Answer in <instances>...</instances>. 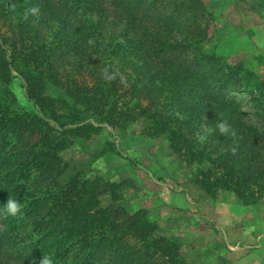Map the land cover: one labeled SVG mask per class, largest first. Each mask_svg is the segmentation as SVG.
<instances>
[{
  "label": "trees",
  "instance_id": "1",
  "mask_svg": "<svg viewBox=\"0 0 264 264\" xmlns=\"http://www.w3.org/2000/svg\"><path fill=\"white\" fill-rule=\"evenodd\" d=\"M211 25L202 0H0V206L15 198L23 212L0 214V264H189L181 242L128 203L127 182L72 164L76 141L101 126L165 143L211 200L257 202L264 90L239 58L205 49ZM15 76L38 113L19 108Z\"/></svg>",
  "mask_w": 264,
  "mask_h": 264
},
{
  "label": "rangeland",
  "instance_id": "2",
  "mask_svg": "<svg viewBox=\"0 0 264 264\" xmlns=\"http://www.w3.org/2000/svg\"><path fill=\"white\" fill-rule=\"evenodd\" d=\"M202 2L212 15L205 49L239 58L264 90V0ZM8 88L19 108L38 113L18 76ZM238 97L251 122L259 124L249 96ZM100 128L90 139L76 141L72 164L88 177L127 182L128 203L147 208L160 233L181 242L189 264H264V190L253 205H242L226 192L211 200L169 157L165 143L141 136L139 126L123 135Z\"/></svg>",
  "mask_w": 264,
  "mask_h": 264
},
{
  "label": "clouds",
  "instance_id": "3",
  "mask_svg": "<svg viewBox=\"0 0 264 264\" xmlns=\"http://www.w3.org/2000/svg\"><path fill=\"white\" fill-rule=\"evenodd\" d=\"M39 9L36 7H33L29 10H27L25 14V20L28 19V15H38ZM218 130L221 135H226L231 132V134L234 136L235 132H233L230 128V126L226 122H220L218 125ZM0 214H3L7 217H17L18 215L22 216V205L21 203L15 199V198H8L6 203L0 206ZM39 264H52V260L49 256H43L42 260L39 262Z\"/></svg>",
  "mask_w": 264,
  "mask_h": 264
}]
</instances>
